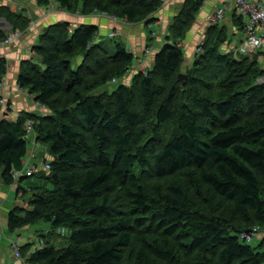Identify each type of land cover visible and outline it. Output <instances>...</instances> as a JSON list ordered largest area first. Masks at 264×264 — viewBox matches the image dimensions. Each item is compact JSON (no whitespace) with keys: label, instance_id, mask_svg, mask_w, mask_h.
<instances>
[{"label":"trees","instance_id":"1","mask_svg":"<svg viewBox=\"0 0 264 264\" xmlns=\"http://www.w3.org/2000/svg\"><path fill=\"white\" fill-rule=\"evenodd\" d=\"M36 1L131 23L150 21L162 6L161 0ZM204 2L185 0L152 68L112 90L98 91L123 79L135 62L123 43L111 51L96 41L97 25L72 28L67 21L39 35L38 60L21 62L17 83L47 111L0 119L1 178L17 182L19 196L32 194L29 208L9 210L7 228L45 221L51 235L61 227L69 234L61 246L50 240L21 246L29 264H264V251L241 238L257 229L254 240L264 245V84L257 82L264 67L254 59L259 54L227 51L232 37L223 22L208 27L203 51L184 68L180 42ZM0 17L13 30L31 23L8 6H0ZM231 19L243 30L241 16ZM7 69L0 57V82ZM26 120L33 121L35 140L49 145L31 175L24 170L31 152ZM38 173L39 186L20 183Z\"/></svg>","mask_w":264,"mask_h":264},{"label":"crops","instance_id":"2","mask_svg":"<svg viewBox=\"0 0 264 264\" xmlns=\"http://www.w3.org/2000/svg\"><path fill=\"white\" fill-rule=\"evenodd\" d=\"M184 1L185 0H167L163 7L150 17V22L147 20V22L151 24L148 26L146 22L135 25L124 20H118L116 22L109 19V15L100 12L82 14L77 11L72 13L62 9L59 5H56L55 7L40 5L36 0H0V6H8L14 12H22L30 18L32 23H30L31 25L24 30L22 36L13 44H10L9 46H2L0 44V57H5L8 60L7 73L3 79L4 83L3 86H0V97L4 96L7 101V105H0V119L6 118L15 120L22 112L44 114L47 111L46 108L42 109L41 105L35 100L32 94H30L27 90H25V92H20L16 85L18 82L21 62L23 60H38L33 47L38 43L39 35L48 26L61 21L69 22L72 27L79 24H95L98 26L97 42L108 46L111 51H114L116 42L123 43L135 55V62L132 65V71L125 79V81H127L134 73L139 71L146 72L152 68L155 54L166 43L169 24L172 23L173 17L178 14ZM207 1L208 2L205 4L204 8L199 11L191 31L184 39L183 45H181L185 51V62L187 66H191L193 63L198 42L205 35L208 14H210L214 10L213 7L218 5L222 0ZM19 5L21 9L18 7ZM49 8L52 9L51 12L47 11ZM158 21H161V23H158ZM226 23L229 25L232 32V39L228 50H234L233 48L239 44L243 32L238 29L231 17L228 21H226ZM12 30L13 28L10 23L4 17H0V39L4 38ZM153 30L157 31L156 35L152 34ZM111 31H117V35L115 37H111ZM240 31L241 33H239ZM233 37L238 39V43L234 44L232 41ZM109 39H111L112 43L108 42ZM262 55L264 56V54ZM81 60V57L78 58L77 63ZM262 66L264 67V65ZM33 147L34 146H32L31 150ZM3 193L4 188L0 185V197L2 199H6L2 197L4 195ZM3 201L5 202V200ZM0 205V220L3 219L5 224H7V213L11 208L6 204L1 203ZM0 223L2 226H5V224L1 221ZM261 236H263V234H261ZM3 238L4 237H0V241H2ZM0 249V264H18V261L15 260L13 253L6 255L3 248L0 247ZM9 260L13 262L8 263Z\"/></svg>","mask_w":264,"mask_h":264},{"label":"built area","instance_id":"3","mask_svg":"<svg viewBox=\"0 0 264 264\" xmlns=\"http://www.w3.org/2000/svg\"><path fill=\"white\" fill-rule=\"evenodd\" d=\"M161 1L164 4L166 0H161ZM56 5L58 4L55 1H52L48 4V6L50 7H55ZM18 7L20 8V5ZM213 8L214 10L210 14H208V20H207L208 22H207L206 31L208 27H210L211 25H216V24L225 22L227 18V14L229 12H230V15H229L230 17H231V14L235 12L238 16H241L244 19V28L242 30L243 32L242 38L239 44L233 48L235 52H240V53L249 54V55H255V54H260V53L264 54V0H222L218 5H215ZM124 21H127V20L124 19ZM21 35L22 33L20 30H14L8 33L4 38H1L0 44L2 46H9L10 44H13L16 40H18L21 37ZM116 35H117V31H113L110 33L111 37H115ZM204 38L205 37H203L200 40L201 46L204 42ZM229 47L230 45L228 46V48ZM200 48L201 47L198 45V49ZM229 50H232V49H229ZM132 67L123 76L124 77L123 79L120 80L117 78H113L112 82L117 83L119 81H125L128 74L132 71ZM257 82L264 84V74L260 75L257 78ZM3 83L4 81H1L0 86H2ZM16 87L18 88L20 92H25V89L20 87L18 83ZM0 105L2 106L7 105V101L4 98V96L0 97ZM41 107L42 109L45 108L44 106H41ZM26 126H27L28 134L29 135L31 134V136L32 134L34 135L33 121L28 120ZM33 158H35V156L33 152L31 151L25 161L24 170L26 171L27 175L33 174L34 170L37 168L36 163H32ZM20 175H21V171L15 172V176L17 178ZM0 231L4 232V228L1 225V223H0ZM57 232L61 233V235L65 237L68 233L65 227L59 228ZM257 235H258L257 229H254L250 233H247L246 231L242 232L241 238L246 240L247 242H252L254 241V238L257 237ZM20 247L21 246L18 244V242L11 241V248L15 252V256L19 259L22 258ZM24 264H29V263L25 261Z\"/></svg>","mask_w":264,"mask_h":264},{"label":"rangeland","instance_id":"4","mask_svg":"<svg viewBox=\"0 0 264 264\" xmlns=\"http://www.w3.org/2000/svg\"><path fill=\"white\" fill-rule=\"evenodd\" d=\"M162 2V1H161ZM167 2V0L164 2V4ZM208 1H205L204 3H203V5L201 6V9L199 10V11H201L203 8H204V6H205V4L207 3ZM163 3H162V6L161 7H163V5H164ZM47 7H50V6H48L47 5ZM160 7V8H161ZM159 8V9H160ZM184 8V2L182 3V5H181V8H180V10H179V12H178V14L181 12V10ZM51 8H49V9H47V11L48 12H51ZM199 11H198V13H197V15L199 14ZM75 13V12H74ZM230 13V12H229ZM197 15H196V18H197ZM230 14H227V18H226V20H225V22L224 23H226V21H228V19L230 18V17H228ZM109 19H111V20H114V21H118V20H124V19H119V18H116V17H114V16H110L109 15ZM175 17V16H174ZM173 17V18H174ZM196 18H195V20H196ZM174 19H172V21H173ZM195 20H194V22H195ZM126 22H128L129 23V21H126ZM142 22H146L147 24H148V26H150L151 24L150 23H148V22H150V21H148L147 22V20H141V21H137V22H132L134 25L135 24H138V23H142ZM158 23H161V21H158ZM194 24V23H193ZM227 24V23H226ZM228 25V24H227ZM170 26H171V24H169V28H170ZM229 26V25H228ZM72 27V26H71ZM74 27V26H73ZM192 27H193V25L191 26V28L188 30V32H187V35L185 36V38L188 36V33L191 31V29H192ZM18 30V29H17ZM12 31H14V30H12ZM11 31V32H12ZM21 31V33L23 34V32H24V30H20ZM169 31V30H168ZM111 32H113V31H111ZM229 32H231V29L229 28ZM10 33V32H9ZM239 33H241V31L239 32ZM152 34L153 35H156L157 34V31L156 30H153L152 31ZM22 36V35H21ZM203 37H205V36H203ZM202 37V38H203ZM231 37H232V32H231ZM240 37H241V35H240ZM184 38V39H185ZM201 38V39H202ZM200 39V40H201ZM200 40H199V42H198V45L201 47L200 49H198V45H197V48H196V55L198 54V53H200V52H202L203 51V48H202V46L200 45ZM233 42H234V44H236V43H238V39H236V37H233V40H232ZM241 41V40H240ZM239 41V42H240ZM108 42H111V39H109L108 40ZM183 42H184V40L182 41V42H180V44L181 45H183ZM112 43V42H111ZM223 50H224V48H223ZM227 51H229V50H227ZM195 55V56H196ZM258 61H259V64H260V66H262V65H264L263 63H264V57H263V55L260 53L259 54V59H258ZM77 60L76 61H74L73 62V66L74 67H76L77 66ZM187 67H189V66H187L186 65V62L184 63V68H187ZM263 67V66H262ZM119 83H113L112 82V80H111V83H110V85H107V86H105V87H102V88H100L98 91H101V90H104V89H113V87H115V86H117ZM97 92V91H96ZM29 139H30V143H29V146H30V150H31V148H32V146H34V148L31 150L32 152H33V154H34V156H35V158H33V161H32V163H36V164H38L39 166H41L42 164H43V159L46 157V156H48L49 154H48V151H49V145H47V144H45V143H40V142H38V141H36L35 140V138L33 137V134H32V136H31V134L29 135ZM34 141H35V143H34ZM31 144V145H30ZM37 145V146H36ZM40 179H42V177L40 176V173H38V174H34V175H32V176H29V177H26L25 178V180H23V181H21L20 183H22V185L23 186H28V185H31V183L32 184H34V185H36V186H39L40 184L38 183L39 181H40ZM150 182L151 181H153V180H149ZM35 183H37V184H35ZM0 185L1 186H3V188H4V195L2 196L3 198H6V199H2L1 197H0V204L2 203V204H6V205H8V206H10V208H13L15 205H18V204H20V205H23L24 207H27V208H29L30 206H29V198L31 197V193H27L25 196H19V195H22L24 192L23 191H21V193H19V194H17V192H16V185H18L17 184V182L16 183H14L13 185H8V184H6V183H4L3 182V179L1 178V174H0ZM41 185H43V184H41ZM13 186V187H12ZM33 186V185H32ZM152 189H154V188H152ZM3 200H5V202L3 201ZM0 208H1V205H0ZM2 223H4L5 224V221L2 219V220H0ZM34 225V226H33ZM46 225V226H45ZM48 225V226H47ZM50 224L49 223H47V222H45V221H39V222H37V223H35V224H31V225H28V226H25V227H23V228H19V229H16V230H14V231H10L8 228H7V224H5V226L3 225V228H4V232H2V231H0V237H4L3 238V240L2 241H0V247L1 248H3V251L6 253V255H10V253H13V255H14V258H15V260H17L18 261V264H24V262L27 260V257H25V256H23L22 255V253H21V255H22V258L21 259H19V258H17L16 256H15V252L13 251V249L11 248V241H14V242H18V244L20 245V246H23V245H25L26 243H32L33 245H32V248L31 249H35V248H39L40 246H42L43 244H44V242H46V241H48V240H50V242L51 243H53L54 245H56V246H61V245H64V244H66V237L65 236H63V235H61V233H58V232H56V234L54 233L53 235H51V226H49ZM6 233V234H5ZM42 233V234H41ZM68 234H69V232H68ZM20 235H21V237H20ZM37 235V236H36ZM53 237V238H52ZM35 243V244H34ZM260 243H261V239H256V240H254L253 242H252V244L253 245H255V246H257V248L259 249V250H263L264 251V245L263 246H260ZM21 248V247H20ZM22 249V248H21ZM20 249V250H21ZM31 249H30V251H31ZM26 253H28V252H26ZM13 262V261H12ZM11 262V260H9L8 261V263H12Z\"/></svg>","mask_w":264,"mask_h":264},{"label":"bare ground","instance_id":"5","mask_svg":"<svg viewBox=\"0 0 264 264\" xmlns=\"http://www.w3.org/2000/svg\"><path fill=\"white\" fill-rule=\"evenodd\" d=\"M228 14H230V13H228ZM232 21H233V19H232ZM234 22V21H233ZM239 26V25H238ZM244 27V26H243ZM197 33V32H196ZM20 41V40H19ZM176 41V40H175ZM152 45V44H151ZM145 50V49H144ZM157 50V49H156ZM156 55V54H155ZM196 55V54H195ZM194 55V56H195ZM133 57V56H132ZM224 57V56H223ZM264 57V56H263ZM192 58V57H191ZM181 64V63H180ZM235 64V63H234ZM193 66V65H192ZM154 68V67H153ZM148 76V75H147ZM171 78V77H170ZM104 79V78H103ZM102 79V80H103ZM193 79V78H192ZM20 81V80H19ZM254 83V82H253ZM19 92V91H18ZM23 94V93H22ZM55 96V95H54ZM171 98V97H170ZM46 103V102H45ZM47 104V103H46ZM61 106V105H60ZM21 113V112H20ZM85 113V112H84ZM51 116V115H50ZM27 121V120H26ZM100 128V127H99ZM29 135V134H28ZM213 135H215V134H213ZM39 140V139H38ZM25 145V144H24ZM31 145V144H30ZM29 147V146H28ZM34 148V147H33ZM21 165V164H20ZM13 173V172H12ZM32 184V183H31ZM32 188V187H31ZM179 191V190H178ZM35 218V217H34ZM58 219V218H57ZM19 220V219H18ZM66 220V219H65ZM222 220V219H221ZM23 221V220H22ZM28 223V222H27ZM34 226V225H33ZM46 226V225H45ZM48 226V225H47ZM252 231V230H251ZM251 231H246L247 233H250ZM6 234V233H5ZM42 234V233H41ZM262 234V233H261ZM37 236V235H36ZM53 238V237H52ZM51 243V242H50ZM35 244V243H34ZM51 255V254H50ZM35 263V262H34Z\"/></svg>","mask_w":264,"mask_h":264},{"label":"water","instance_id":"6","mask_svg":"<svg viewBox=\"0 0 264 264\" xmlns=\"http://www.w3.org/2000/svg\"><path fill=\"white\" fill-rule=\"evenodd\" d=\"M254 59L257 60L258 57L257 56H254ZM180 78L184 80V83L185 81L187 80V74L186 73H180Z\"/></svg>","mask_w":264,"mask_h":264}]
</instances>
